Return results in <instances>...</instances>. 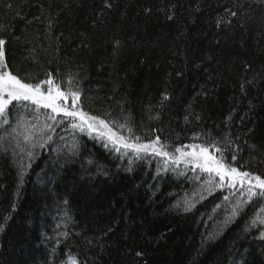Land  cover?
I'll use <instances>...</instances> for the list:
<instances>
[{
    "label": "trees",
    "instance_id": "trees-1",
    "mask_svg": "<svg viewBox=\"0 0 264 264\" xmlns=\"http://www.w3.org/2000/svg\"><path fill=\"white\" fill-rule=\"evenodd\" d=\"M0 38L26 82L72 74L85 111L169 151L227 137L264 176V0H0ZM25 105L0 125V264H264V198L232 215L206 173L66 125L41 147L50 110Z\"/></svg>",
    "mask_w": 264,
    "mask_h": 264
},
{
    "label": "snow or ice",
    "instance_id": "snow-or-ice-1",
    "mask_svg": "<svg viewBox=\"0 0 264 264\" xmlns=\"http://www.w3.org/2000/svg\"><path fill=\"white\" fill-rule=\"evenodd\" d=\"M231 15L235 16L236 12H231ZM6 43L5 39L0 38V125H9V106L15 107L16 104H20L26 107L25 102H27L34 106V111L50 110L39 128V131L45 135L40 144L41 147L53 140V135L58 127L66 125L74 132L87 133L89 136L95 133L96 138L106 141L104 144L106 148L111 146L121 156L131 154L135 160L159 157L163 162L162 167L165 171L170 166L176 167L183 164L193 171L198 169L200 172L206 173L208 177L204 181L206 190L229 189L230 195H225L224 201L239 195L240 199L233 206L232 215H237L242 206L251 202L253 198H264V176L242 170L241 167L235 165L237 155L236 152L232 151V144L227 141V137L224 138V143L215 139H208L204 143L175 146L174 150L169 151V146L161 141L160 136L146 140L136 135L127 119L120 123L118 119H109L110 113L101 116L85 111L80 104L81 89L72 74H69L66 83L58 80L51 72L47 74L45 79L38 82H26L18 75L13 74L5 59ZM69 99L71 100L70 105ZM165 99L168 97L165 96ZM20 119L22 118L18 117V120ZM36 127L37 124L32 125L33 129ZM193 139H200V136L194 134ZM23 140L30 144L31 136L24 135ZM32 146L35 147V145ZM71 147L74 149L76 145L73 144ZM27 156L30 159L33 157L31 150L27 151ZM132 162L133 159H130L129 163ZM23 175L22 165L21 180ZM185 204V211L194 207V203L187 200ZM261 211L264 212V209ZM257 223L264 225V217L258 216L251 221L253 226ZM3 227L0 225V230H3ZM260 235L264 237V232H261ZM70 264H79V262L76 258L71 257Z\"/></svg>",
    "mask_w": 264,
    "mask_h": 264
},
{
    "label": "rangeland",
    "instance_id": "rangeland-1",
    "mask_svg": "<svg viewBox=\"0 0 264 264\" xmlns=\"http://www.w3.org/2000/svg\"><path fill=\"white\" fill-rule=\"evenodd\" d=\"M68 103H69V105H70V104H71V101L69 100ZM91 136L96 137L95 133H93ZM100 140H101V139H100ZM101 141H102V140H101Z\"/></svg>",
    "mask_w": 264,
    "mask_h": 264
}]
</instances>
